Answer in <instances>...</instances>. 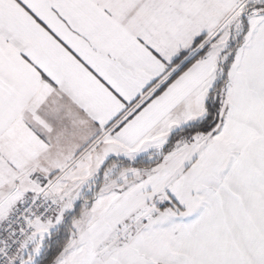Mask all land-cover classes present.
<instances>
[{
	"label": "snow or ice",
	"instance_id": "1",
	"mask_svg": "<svg viewBox=\"0 0 264 264\" xmlns=\"http://www.w3.org/2000/svg\"><path fill=\"white\" fill-rule=\"evenodd\" d=\"M0 264H264V0H0Z\"/></svg>",
	"mask_w": 264,
	"mask_h": 264
}]
</instances>
